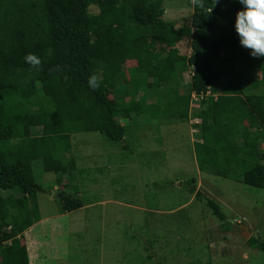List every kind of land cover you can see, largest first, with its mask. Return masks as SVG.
Instances as JSON below:
<instances>
[{
    "label": "trees",
    "instance_id": "1",
    "mask_svg": "<svg viewBox=\"0 0 264 264\" xmlns=\"http://www.w3.org/2000/svg\"><path fill=\"white\" fill-rule=\"evenodd\" d=\"M186 2L188 14L168 18L166 0H0V264H30L23 235L45 215L38 197L48 193L34 161L56 176L59 213L86 206L74 185L76 133L98 132L131 152L142 118H197L199 170L264 189V57L239 43V0ZM29 53L38 69L25 62ZM246 243L264 252V238Z\"/></svg>",
    "mask_w": 264,
    "mask_h": 264
},
{
    "label": "rangeland",
    "instance_id": "2",
    "mask_svg": "<svg viewBox=\"0 0 264 264\" xmlns=\"http://www.w3.org/2000/svg\"><path fill=\"white\" fill-rule=\"evenodd\" d=\"M165 5L168 18L192 10L186 0H166ZM133 65L128 61L126 69ZM183 76L185 84L189 75ZM139 122L144 128H135L131 152H122L98 132L72 136L79 166L74 185L86 204L100 203L64 220L61 239L70 246L69 264H92L93 258L97 264L99 258V264H264V252L247 245L241 229L245 225L254 237L264 238V189L200 171L190 123ZM33 166L48 191L38 197L40 208L56 213V176L44 173L40 160ZM193 186L220 204L225 222L212 214L203 194L198 198L190 192ZM47 228L38 226L40 232ZM101 237L105 255L99 253ZM117 245L121 249L113 251Z\"/></svg>",
    "mask_w": 264,
    "mask_h": 264
},
{
    "label": "crops",
    "instance_id": "3",
    "mask_svg": "<svg viewBox=\"0 0 264 264\" xmlns=\"http://www.w3.org/2000/svg\"><path fill=\"white\" fill-rule=\"evenodd\" d=\"M98 203L100 202L89 201L84 208L96 206ZM72 213L70 212V213L62 214L56 211V213L50 215L45 214L40 219V221L32 225L29 229H27L24 232L23 240L28 250L30 264H69L70 246L62 241L61 235L63 233V226L65 223L64 220L65 219L69 220V216ZM39 225L42 226V228H45V226H48V228L40 232V230L38 229ZM249 229L251 231L250 227ZM101 231H103V229ZM114 239L119 241L120 237L119 238L116 237ZM104 246H105V237H101L99 253H104ZM67 247H69V249ZM116 249H121V247L120 246L118 247L117 245L115 248H113V251ZM93 261L94 263L92 264H97L95 258H93ZM101 261L102 260H100L99 258V263ZM79 264H87V263L81 261L79 262Z\"/></svg>",
    "mask_w": 264,
    "mask_h": 264
},
{
    "label": "clouds",
    "instance_id": "4",
    "mask_svg": "<svg viewBox=\"0 0 264 264\" xmlns=\"http://www.w3.org/2000/svg\"><path fill=\"white\" fill-rule=\"evenodd\" d=\"M239 3L242 5V8L237 11L234 22L239 43L242 47L250 50L251 56L264 57V0H239ZM24 60L36 69L41 64L40 58L32 53L27 54ZM99 83L98 77L95 74L88 78V86L92 89L98 88ZM207 94H211L210 90ZM197 97L195 93L192 94L193 105H196L194 102L195 99L197 100ZM188 120L191 128H193L194 123L200 122L197 118H190ZM249 232L251 233L250 230Z\"/></svg>",
    "mask_w": 264,
    "mask_h": 264
},
{
    "label": "water",
    "instance_id": "5",
    "mask_svg": "<svg viewBox=\"0 0 264 264\" xmlns=\"http://www.w3.org/2000/svg\"><path fill=\"white\" fill-rule=\"evenodd\" d=\"M241 229H242L243 238L247 240L248 239L247 236L250 234L248 228L245 225H242Z\"/></svg>",
    "mask_w": 264,
    "mask_h": 264
}]
</instances>
